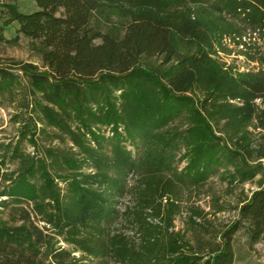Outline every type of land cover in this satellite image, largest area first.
Wrapping results in <instances>:
<instances>
[{
	"label": "trees",
	"instance_id": "16d2710c",
	"mask_svg": "<svg viewBox=\"0 0 264 264\" xmlns=\"http://www.w3.org/2000/svg\"><path fill=\"white\" fill-rule=\"evenodd\" d=\"M32 2L27 13L4 4L0 22V47L22 36L43 68L0 65V95L19 103L10 153L18 168L0 189V206L9 208L0 264H77L76 251L114 264H232L237 231L250 243L264 239V153L251 131L264 130V70L239 72L218 58L224 40L238 43L245 30L264 48V0ZM245 55L264 62L258 48ZM37 123L70 147L21 151L24 140L37 147ZM215 172L228 185L260 177L220 243L202 254L168 231L177 209L170 197ZM129 176L134 201L125 214L141 233L137 245L109 230ZM150 214L163 233L146 221Z\"/></svg>",
	"mask_w": 264,
	"mask_h": 264
},
{
	"label": "rangeland",
	"instance_id": "374dc122",
	"mask_svg": "<svg viewBox=\"0 0 264 264\" xmlns=\"http://www.w3.org/2000/svg\"><path fill=\"white\" fill-rule=\"evenodd\" d=\"M4 4L14 5L18 11L27 13L33 10L32 0H0V22L5 15ZM16 23H12L4 29V36L10 39L14 36ZM237 40H224V48L218 52V58L224 62L225 65L230 66L233 70L239 72L264 70L263 64L250 61L245 53L258 48L264 56V48L262 40L258 35L251 31L245 30L244 34ZM11 61L22 63H31L42 70V62L40 55L35 51L29 43V40L20 37L16 45H2L0 47V65H8ZM14 70V69H13ZM19 74L17 71H13ZM24 82V80H23ZM19 110V103L17 98L10 97L7 94L0 95V161L4 160V165L0 168V189L7 183L3 181V175H14L18 168V161L11 159V148L17 141L18 124L14 121V115ZM173 127L183 128L182 121H176L172 124ZM39 131L36 135L37 147L33 148L26 140L20 143V150L24 153L40 155V149L51 148L67 150L70 143L67 140L60 141L55 138L56 130L51 128H44L40 124H36ZM255 144L259 146L264 153V130L259 128L251 129ZM11 144L8 149L5 145ZM73 151H76L73 149ZM264 162V158L260 160ZM182 164L178 166V169ZM2 175V176H1ZM260 176L255 177L253 181L243 184L228 185L226 181L220 177V172L212 173L208 176L206 181L199 187H181L175 196H171L177 209L172 217L171 227L168 231L179 233L188 245L193 249L207 253L211 248L220 243V235L227 229V227L237 218V211L241 203L247 200L252 191L257 189V182ZM135 176H129L127 180L128 190L118 201L117 209L119 212L118 218L111 224L109 230L111 233L120 234L127 238L132 244H139L141 233L136 229V226L128 215L125 214V209L133 206V195L131 187L134 184ZM63 189V184H59ZM3 198H0V201ZM164 205V204H163ZM30 212V206H23ZM165 208V207H164ZM9 208L0 206V219H8ZM165 209L162 210L164 214ZM192 212L199 213L198 216H193ZM149 213V210H146ZM33 222L40 228L43 223L38 222L37 218L30 213ZM147 215L146 221L150 226L156 225L159 227L160 233L164 231V223L159 220V217ZM192 216L195 224H191L189 217ZM62 248L72 251V248L63 243H58ZM233 251L232 264H264V239L256 243H250L242 230L237 231L231 239ZM71 256L75 257L79 263L84 264H114L112 259H105L98 261L96 259H89L79 251L72 252Z\"/></svg>",
	"mask_w": 264,
	"mask_h": 264
}]
</instances>
